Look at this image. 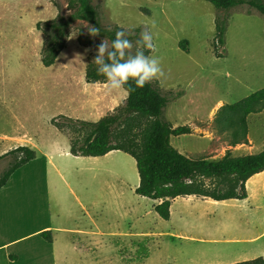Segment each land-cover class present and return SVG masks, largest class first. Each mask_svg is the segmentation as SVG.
<instances>
[{
	"label": "rangeland",
	"instance_id": "374dc122",
	"mask_svg": "<svg viewBox=\"0 0 264 264\" xmlns=\"http://www.w3.org/2000/svg\"><path fill=\"white\" fill-rule=\"evenodd\" d=\"M105 27L118 26L139 33V40L121 48L123 60L146 81L157 83L170 101L163 118L173 127L190 126L191 133L171 136V145L191 157L219 159L264 150V111L248 117V143L231 147L215 127L218 103L233 104L264 88V16L247 6L228 11L204 0H92ZM69 15L66 0H0V177L14 162L3 157L13 149L37 144L67 169L66 180L76 193H87L95 205L68 225L94 229L91 217L106 218L114 232L131 233L99 257L119 261L140 258L143 264H168L171 256L182 264L223 262L240 248L264 244V172L254 176L244 200L216 202L178 198L168 221L154 211V201L135 194L139 181L135 160L122 152L103 157H75L69 141L52 124L59 116L96 122L122 105L127 94L120 70L106 83L87 84L85 69L92 55L105 56L106 39L88 35L77 21L68 30L65 49L48 68L41 64L45 35L37 23ZM225 19L224 42L216 40V20ZM79 36L88 45L79 43ZM215 43L217 44L215 46ZM97 100L90 114L80 94ZM94 98V99H95ZM93 99V100H94ZM62 122V120H59ZM66 155V153H68ZM106 170L113 173L104 174ZM54 216V213H53ZM144 233L143 237L136 235ZM259 236L254 241H244ZM81 238V242H84Z\"/></svg>",
	"mask_w": 264,
	"mask_h": 264
},
{
	"label": "trees",
	"instance_id": "16d2710c",
	"mask_svg": "<svg viewBox=\"0 0 264 264\" xmlns=\"http://www.w3.org/2000/svg\"><path fill=\"white\" fill-rule=\"evenodd\" d=\"M204 1L221 11L247 6L264 16V0ZM66 2L69 15L59 12L53 20L36 25V29L45 35L41 49L42 66L48 68L56 63L65 49L71 25L77 21L84 22L88 26L90 37L103 38L109 42L105 56L89 57L85 82L104 84L114 76L115 70H120L119 81L127 92V98L122 105L96 122L66 116L52 120L51 124L60 133L67 135L70 154L97 158L119 151L131 156L136 162L139 175L135 194L157 201L154 211L165 221L170 219L171 205L178 198L193 196L216 202L246 199V183L253 176L264 172V150L243 156H233L228 150L219 159L191 158L180 153L171 145L170 138L190 134L191 128H174L163 118V113L169 102L182 93L174 96L163 94L157 83L144 80L122 58V46L129 41L139 40V33L135 30L130 33L118 26H103L92 0ZM224 32L225 19L218 18L216 40L219 46L223 45ZM78 40L82 46L88 45L81 36ZM262 111L264 88L239 102L222 105L214 119L215 127L226 134L229 146L247 144L248 117ZM8 156H12L14 162L0 177V189L7 184L16 170L36 158V152L29 147L20 146L2 158ZM235 264H264V259L260 257Z\"/></svg>",
	"mask_w": 264,
	"mask_h": 264
},
{
	"label": "crops",
	"instance_id": "0c3cea01",
	"mask_svg": "<svg viewBox=\"0 0 264 264\" xmlns=\"http://www.w3.org/2000/svg\"><path fill=\"white\" fill-rule=\"evenodd\" d=\"M122 97L126 99L127 94ZM93 99L84 98L82 93L79 97L80 105L90 114L97 104L96 98ZM220 106L221 102L216 109ZM31 149L36 152V158L16 170L0 189V264H114L113 259L96 255V245L90 239L99 238L101 249L109 246L112 250L117 240H126L132 234L114 232L106 218L98 223L95 217H91L94 229L89 231L68 226L80 213L86 216L94 211L95 205L88 203L85 191L82 196L76 193L66 180L67 169L55 164L52 154L38 144ZM103 173L107 175L113 171ZM253 179L254 176L246 183V189ZM136 235L143 237L144 233ZM81 238L85 241L81 242ZM260 257L264 259V244L256 248H240L229 260L213 264H235ZM169 260L168 264H182L173 256ZM143 262L140 258L122 259L116 264Z\"/></svg>",
	"mask_w": 264,
	"mask_h": 264
}]
</instances>
